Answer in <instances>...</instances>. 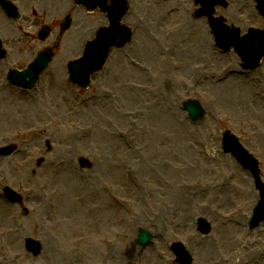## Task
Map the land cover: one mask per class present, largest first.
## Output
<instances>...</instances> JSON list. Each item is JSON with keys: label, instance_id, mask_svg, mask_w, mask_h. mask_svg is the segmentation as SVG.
<instances>
[{"label": "rangeland", "instance_id": "374dc122", "mask_svg": "<svg viewBox=\"0 0 264 264\" xmlns=\"http://www.w3.org/2000/svg\"><path fill=\"white\" fill-rule=\"evenodd\" d=\"M42 3L34 7L37 17L25 1L21 6L36 29L60 22L73 6L71 0ZM130 3L125 22L135 29V38L113 54L89 90L79 93L62 78L47 77L37 96L13 91L6 104L0 99V149L18 148L14 156L0 157V264H116L105 257H120V264H175L177 240L194 264H231L250 242L257 248L247 246L234 264H242V257L249 263L247 256L264 251V223L250 225L260 191L250 173L222 150V134L229 130L260 161L264 184V63L245 73L234 51L217 49L207 20L192 17L193 0ZM228 4L217 9L228 26L242 35L264 30L253 0ZM77 17L60 53L73 40L77 45L85 35L90 39L102 19L95 14L82 23ZM18 26L23 30L9 25L15 48L25 47L24 34L31 32L25 23ZM57 45L53 33L37 47ZM229 67L239 76L220 80ZM190 101L200 103L203 119H189L183 104ZM66 161L75 173L63 170ZM5 187L23 197L22 205L3 197ZM82 193L93 196L91 214L69 236L62 229L61 197ZM233 216L248 219L230 222ZM198 219L211 223L210 236L199 234ZM81 224L87 231L77 238ZM139 230L155 240L141 257L130 259ZM222 234L232 239V251ZM26 239L45 247L39 258L26 251Z\"/></svg>", "mask_w": 264, "mask_h": 264}, {"label": "water", "instance_id": "95a60500", "mask_svg": "<svg viewBox=\"0 0 264 264\" xmlns=\"http://www.w3.org/2000/svg\"><path fill=\"white\" fill-rule=\"evenodd\" d=\"M107 1L108 0H78L80 5H85L90 11H94L98 7L103 8L104 4ZM111 1L113 2L114 7H116L114 11H110V14L114 16V19H112V23L114 24L113 29L118 30L120 27L119 21L122 19V17L125 14L126 2L125 0H111ZM196 2L197 4L203 7V11L201 12V15L202 16L206 15L209 18H212V15L214 13V7L216 5H223V6L226 5V0H196ZM258 9L260 13L264 16V1H261L259 3ZM116 24L118 27H116ZM212 27L217 42L219 43L221 49L225 51H230L231 48H234L235 51L238 53V55L241 57L242 61L244 62L243 67L246 70L248 69L253 70L258 66L259 62L264 57V32L251 30L247 36L241 38L239 30L237 29L230 30L228 27H225L223 25L222 20H212ZM109 36H111V33H108L106 35V38ZM126 42L124 44H126ZM111 47L112 45L110 43L105 44L102 42V40H100V38L96 42L91 43L88 47L86 58L78 64L77 70L73 74L74 82L83 85L84 81L86 82V79L89 77L90 74L99 71L103 66L104 62L106 61L108 52ZM37 62H40V60ZM42 62H43L42 68H39V70L36 71V73L38 72L36 75V79L38 78V75L49 64L50 57L49 56L44 57ZM88 68H90L91 70L90 74H84L83 72ZM34 71H35V67L32 73H34ZM17 82H18V86H22L21 80L17 79ZM185 109L189 111L190 118L194 121L199 120L203 116V113L196 106V104H192V103L186 104ZM224 145H225V151L227 153L232 152L243 164H248L245 162V159L250 158L248 156V153L244 151L239 146V144L235 142L228 135L225 136ZM249 163L254 165L253 160L252 161L249 160ZM6 196L13 203L19 202L18 197H16L12 191H6ZM261 221H264V202L260 204L256 212V218L253 221V227H257ZM148 239H150V237L147 234L142 233L138 244L144 245ZM27 243H28L27 246L28 249L33 251L35 255H38L39 248L37 247V244L32 241H28ZM178 256L181 258L182 254H179ZM185 262L190 263L188 257Z\"/></svg>", "mask_w": 264, "mask_h": 264}, {"label": "bare ground", "instance_id": "6f19581e", "mask_svg": "<svg viewBox=\"0 0 264 264\" xmlns=\"http://www.w3.org/2000/svg\"><path fill=\"white\" fill-rule=\"evenodd\" d=\"M194 30L197 31L196 28ZM203 40L205 41V39H203ZM206 45H208V41L206 42ZM206 45H205V47L207 48ZM193 50H194V47H193ZM154 57H155V63L156 64H160L161 61H160V59H158V56L155 55ZM237 76H238V74L234 70H231L230 67H229V68H227V71L224 72V76H222L219 79L222 80V79H224L226 77H229L228 80H230L231 78H236ZM227 102H228L229 105H232V104L235 103V102H229V100ZM61 166H64L65 167V169H63V170H66V171H69V172H74V173L76 171V168L73 166V164L70 161L64 162L63 164H61ZM78 176L80 178H84V175L78 174ZM93 193L97 196V191H93ZM184 194H186V192ZM66 196L61 197V204H60L61 210H60V213L64 215L65 224H66V225H64V227H62V229H66L67 235L71 236L72 235V229L74 227L78 226L76 224L82 222L83 220H85L87 218H89V216L91 214V212H90L89 209H90V206H91V198L93 196H91V198H88V199H86L87 193H82L80 196H78L76 194H73V196H68V197H66ZM255 203H256V200L253 199V201L251 203H249V204L252 205V206H254ZM56 205H58V203H56ZM102 211H101V213H102ZM54 212L56 213L57 211L55 210ZM247 219L248 218L245 217V216H242L240 219L239 218L236 219L233 216V218L231 220H229V221L230 222L235 221V223H237V221H241V222L243 221L244 222ZM159 222H160V220L157 219L156 220V223H159ZM160 225L161 224L159 223L158 226H160ZM218 225L225 226L226 224L223 223V222H220ZM238 228L240 229V233H241V228L240 227H238ZM220 229L221 228H219V231L218 232L221 233ZM19 230H21V229H19ZM86 231H87V227L84 226V225H82L80 227H77V233H76L77 238L82 237V235ZM221 237H223V238L226 239L227 249L229 251H232V245H231L232 239L228 238L227 236H223V234L221 235ZM218 243H219V241H218ZM247 246H249V248L251 250L252 249L254 250L255 248H257L253 242H250V243H247V245L246 244L244 245V247H243V251L244 252L247 251ZM43 251H45V247L43 248ZM118 252H119V250H118ZM244 252H241V253L244 254ZM243 254L236 255L235 256V259H233L229 263L234 264L236 258L241 257ZM160 257L163 258L164 256L160 255ZM104 259H107V260L116 259V264H120V257H117V258H115V257H105ZM107 260H105V261H107ZM241 260H242V264H264V251L261 252V253H259V252L252 253L251 255L247 256L246 257V260H248L249 263L247 261L245 263H243V257L241 258ZM261 260H262V262H261ZM107 262H109V261H107Z\"/></svg>", "mask_w": 264, "mask_h": 264}, {"label": "flooded vegetation", "instance_id": "af4514ba", "mask_svg": "<svg viewBox=\"0 0 264 264\" xmlns=\"http://www.w3.org/2000/svg\"><path fill=\"white\" fill-rule=\"evenodd\" d=\"M9 1H11L14 4H16L17 6H19V9H20L19 15H21L20 21L24 20L23 22H25V24L28 25L27 27H29L30 29H33L34 25H32L31 22L28 21L29 19H27L26 16L24 15L21 6H22L23 1H25L27 3V5L30 6V8L32 6L37 5V4L43 5L42 0H9ZM43 1L47 2L48 0H43ZM20 12H21V14H20ZM71 12H73V10L69 9V13L72 16L73 13H71ZM22 13L25 17L22 15ZM0 15L2 17H4L5 19L10 20L8 18V16L6 15V13L5 12L3 13L1 6H0ZM33 15L36 16L37 13L33 12ZM101 16H102V19H101L102 27H103V26L107 25V17L104 14H101ZM54 31L58 35V43H59L60 37L62 38L64 36V34L62 32H60V25H59V27H55ZM0 37L2 40L3 49L5 52V54H4L5 58L3 60V62L5 63V66H4V64H0V75L3 74L4 69H6L7 71L10 69L8 66V63L10 60H13L15 62L14 65L17 67L16 69L25 70L28 63H30L32 60H34L37 57L38 53L41 51V48L36 47V44H35V43H40L39 39L36 38L35 32H34V34L32 33V34L26 35V38H30V42H27V40H25L24 41L25 47H21V48H15V47L11 46V41L9 39V33H8V30L6 28V25H4V23L2 25H0ZM13 43H15V42H13ZM76 54H77V51L72 50L71 52H67L65 55L68 58L69 56L76 55ZM80 55H81V53L77 54L75 57L73 56V60L78 58ZM63 58L61 60H63ZM71 60L72 59H69L68 62H70ZM59 73L61 74L62 72H59ZM64 75L67 76L66 65L64 67Z\"/></svg>", "mask_w": 264, "mask_h": 264}]
</instances>
